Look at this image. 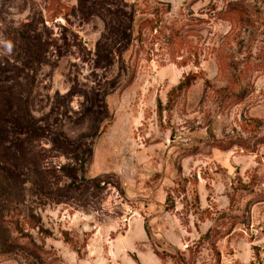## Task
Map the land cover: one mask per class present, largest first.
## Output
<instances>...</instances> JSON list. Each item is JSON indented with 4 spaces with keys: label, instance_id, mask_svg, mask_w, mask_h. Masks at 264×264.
I'll use <instances>...</instances> for the list:
<instances>
[{
    "label": "rangeland",
    "instance_id": "obj_1",
    "mask_svg": "<svg viewBox=\"0 0 264 264\" xmlns=\"http://www.w3.org/2000/svg\"><path fill=\"white\" fill-rule=\"evenodd\" d=\"M0 264H264V0H0Z\"/></svg>",
    "mask_w": 264,
    "mask_h": 264
},
{
    "label": "clouds",
    "instance_id": "obj_2",
    "mask_svg": "<svg viewBox=\"0 0 264 264\" xmlns=\"http://www.w3.org/2000/svg\"><path fill=\"white\" fill-rule=\"evenodd\" d=\"M0 45H2L5 50L3 54H10L13 51L14 46L10 40L0 38Z\"/></svg>",
    "mask_w": 264,
    "mask_h": 264
}]
</instances>
